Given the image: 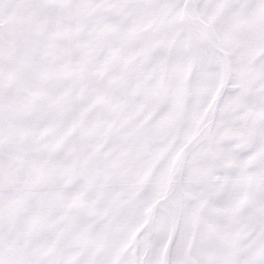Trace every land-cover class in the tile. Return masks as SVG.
I'll return each instance as SVG.
<instances>
[{"label": "snow or ice", "instance_id": "1", "mask_svg": "<svg viewBox=\"0 0 264 264\" xmlns=\"http://www.w3.org/2000/svg\"><path fill=\"white\" fill-rule=\"evenodd\" d=\"M0 264H264V0H0Z\"/></svg>", "mask_w": 264, "mask_h": 264}]
</instances>
